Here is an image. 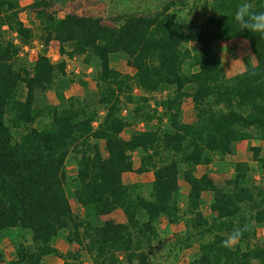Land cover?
Segmentation results:
<instances>
[{
    "label": "trees",
    "instance_id": "trees-1",
    "mask_svg": "<svg viewBox=\"0 0 264 264\" xmlns=\"http://www.w3.org/2000/svg\"><path fill=\"white\" fill-rule=\"evenodd\" d=\"M20 1L0 0V264H41L48 256L76 264L79 254L53 246L63 233L93 264H151L145 248L158 239L161 219L185 222V248L199 246L192 264H264V245L256 239L264 228V36L239 28L234 16L242 0H156L154 11L125 13L112 23L78 14L60 18L50 11L52 0H35L38 38L94 67L93 98L65 96L64 60L54 63L44 53L31 68L17 64L22 46L36 37L20 19ZM248 2L254 12L264 11V0ZM191 10L205 22L191 21ZM236 39L249 42L255 64L228 77L218 45ZM119 58L131 74L111 67ZM186 99L193 105L188 122ZM129 105L135 129L125 138ZM46 115L49 125L37 127ZM244 142L260 169L259 184L246 162L235 163L221 182L198 174ZM69 158L77 162L71 180ZM131 172L153 173L147 197H134L125 184ZM181 180L189 188L186 209ZM208 195L209 218L200 210ZM69 196L85 216L74 212ZM116 211L126 223L102 220ZM244 225L235 247L221 246ZM17 231L30 233L31 243L7 255L1 243Z\"/></svg>",
    "mask_w": 264,
    "mask_h": 264
},
{
    "label": "rangeland",
    "instance_id": "rangeland-1",
    "mask_svg": "<svg viewBox=\"0 0 264 264\" xmlns=\"http://www.w3.org/2000/svg\"><path fill=\"white\" fill-rule=\"evenodd\" d=\"M34 1L35 0L20 1L22 9L20 10V19L27 27L34 29L36 37L30 44L22 46L17 64L19 66L25 65L31 68L37 61L39 55L44 53L51 58L54 63L64 60L67 63L66 80L69 79V82H66L63 85V92L65 96L67 98L71 96L93 98L94 93L92 90L95 85L94 67H88L83 58H69L68 56H62L60 53V44L58 42L53 41L49 46H46L45 43L38 38L40 36V32L38 30L39 21L35 16L36 10L31 8ZM156 3V0H52L50 11L55 12L60 18L64 17L66 14H78L101 17L106 23H112L118 16L125 13L136 12L137 10L145 12L154 11V4L156 5ZM188 13V18L195 22V24H203L205 22V18L203 16L196 15L193 10L188 11ZM15 43L20 44L18 40H16ZM218 52L221 56L223 66L228 77H233L244 71L248 65L255 64L249 42L244 39L220 42L218 45ZM111 67L124 74L132 73V71L126 66L125 60L122 58L114 60ZM141 95L140 91L136 89L135 97ZM166 95L167 92L164 94L158 93L154 95V98L159 101ZM49 99L52 104L57 105L59 103L55 92L49 93ZM150 105L152 108L155 107V103L153 101L150 102ZM128 107V112L125 111L124 115L126 118H129L132 126L124 133L125 138H129L130 133L135 129L134 119L130 114L128 115L133 106L129 105ZM192 108L193 105L191 99H186L183 104L184 122L189 121ZM103 115L104 110L101 108L99 109V118L97 119V122H95V126L100 123ZM49 123V115H46L36 126L43 128L48 126ZM166 125L167 122L164 121V126ZM141 126L136 127V129H139ZM257 145H260V143L256 141L251 143V146ZM248 147V143H239L237 151L234 155L226 157L224 161L217 160L209 167L198 168V174H209L217 182H221L225 178L233 175L235 163L246 162L252 168L253 179L259 184L261 181L260 169L257 163L253 161L252 153L249 152ZM132 157L134 169H138L140 167L139 154L134 153ZM67 173L70 180L76 176L77 162L74 158H69L67 161ZM153 180L154 177L152 172L144 174L131 172L124 175V182L127 186L131 187V192L134 197L138 194L147 197ZM180 184L182 189L181 207L186 209L189 188L182 180L180 181ZM69 198L74 212L78 215L85 216L84 210L71 196H69ZM206 198L207 199L203 202L200 210L205 217L209 218L212 215L210 210L211 196L208 195ZM102 220H113L116 223L127 222L122 211H116L109 216L103 217ZM157 229L159 232L158 239L154 242V244H152L151 248H145L150 257L151 264H192L194 262L197 258L199 246L198 244H194L190 248H185L183 235L186 233V226L184 221H181L178 225H173L166 219H161L157 225ZM65 236V233L61 234L55 240L53 246L64 255H68L70 253L73 255L72 257H76V255L79 254L80 258L75 260L76 264H78V262L83 264H93L85 250L77 244H70L67 242ZM31 239L32 235L30 233L17 231L10 233L8 237L3 239L1 246L7 255H11L14 251V247H17L20 244L28 245L31 243ZM256 239L259 243L264 245V228L257 232ZM69 261H72V259L69 258ZM41 264H64V261L55 256H48L44 258Z\"/></svg>",
    "mask_w": 264,
    "mask_h": 264
},
{
    "label": "clouds",
    "instance_id": "clouds-1",
    "mask_svg": "<svg viewBox=\"0 0 264 264\" xmlns=\"http://www.w3.org/2000/svg\"><path fill=\"white\" fill-rule=\"evenodd\" d=\"M252 4L248 0H242L237 6L234 19L241 31H247L264 36V11L254 12ZM248 225L234 229L228 237L222 241L221 246L225 248L235 247L242 239Z\"/></svg>",
    "mask_w": 264,
    "mask_h": 264
}]
</instances>
